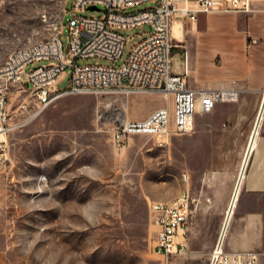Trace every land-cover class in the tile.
Here are the masks:
<instances>
[{
    "label": "rangeland",
    "instance_id": "rangeland-1",
    "mask_svg": "<svg viewBox=\"0 0 264 264\" xmlns=\"http://www.w3.org/2000/svg\"><path fill=\"white\" fill-rule=\"evenodd\" d=\"M72 3L0 0V67L15 50L48 40L60 22L66 49ZM150 6L155 3L145 2L125 13ZM73 15L98 17L102 12ZM149 30L146 26L122 31L127 41L114 64L89 59L78 65L119 67ZM199 34L193 25L190 37L196 42L186 48L184 35L174 48L173 57L178 56L181 67L186 55L189 68L206 55L212 36L204 27ZM47 64L34 63L26 72ZM194 77L187 75L188 84ZM68 79L67 70L60 88ZM20 88L9 85V104L16 110L28 100L27 111L16 114L17 122L26 121L9 135L7 161L0 168V252L6 264H210V256L203 255L204 244L192 245L195 253L181 257L165 258L153 251L151 203H168L187 191L183 157L173 153L169 157L170 140L184 135L163 142L136 136L120 145L112 140L121 120L146 117L159 107L171 109V95H72L31 119L36 101L29 90Z\"/></svg>",
    "mask_w": 264,
    "mask_h": 264
},
{
    "label": "built area",
    "instance_id": "built-area-1",
    "mask_svg": "<svg viewBox=\"0 0 264 264\" xmlns=\"http://www.w3.org/2000/svg\"><path fill=\"white\" fill-rule=\"evenodd\" d=\"M145 2L155 3V6L132 14L125 13L128 8ZM71 10L73 13L102 12V15L77 17L73 13L69 14L66 49L61 41L64 26L60 22L48 40L39 44L37 49L15 50L7 57L3 72L0 73V168L7 161L9 135L26 121L17 122L16 114H23L29 106V101L24 99L16 110L11 109L9 85H19L21 91H30L37 104L31 116L33 118L56 101L72 95L128 96L156 93L172 96V111L163 107L142 120H121L112 131V140L117 145L136 136L153 137L163 142L172 133L189 134L196 113L209 114L218 102L234 99L231 92L189 88L186 56L183 73L174 72L173 26L181 20L194 24L200 14L248 15L252 12L250 0H73ZM146 26L149 32L131 48L121 66L78 65L80 60L89 59L114 64L121 58L127 41L122 31ZM42 61H48V64L26 72L27 66ZM67 70L68 83L65 88H60ZM190 201L187 191L171 208L151 203V224L156 233L153 251L156 255L169 258L188 254L186 227ZM255 263L256 256L253 253L227 254L220 242L210 255V264Z\"/></svg>",
    "mask_w": 264,
    "mask_h": 264
},
{
    "label": "crops",
    "instance_id": "crops-1",
    "mask_svg": "<svg viewBox=\"0 0 264 264\" xmlns=\"http://www.w3.org/2000/svg\"><path fill=\"white\" fill-rule=\"evenodd\" d=\"M250 4L248 15L200 14L194 24L175 22V47L185 36L186 48L196 42L190 37L193 25L197 36L202 27L212 36L204 58L190 68L186 55V79L189 73L196 79L187 82L189 88L231 92L234 99L218 102L209 114L196 113L191 133L170 140L169 157H183L184 190L192 204L188 254L195 253L192 245L204 244L203 255L209 257L220 242L225 253H253L255 264H264V0ZM173 61L174 72L183 73L177 55ZM0 264H6L2 252Z\"/></svg>",
    "mask_w": 264,
    "mask_h": 264
},
{
    "label": "bare ground",
    "instance_id": "bare-ground-1",
    "mask_svg": "<svg viewBox=\"0 0 264 264\" xmlns=\"http://www.w3.org/2000/svg\"><path fill=\"white\" fill-rule=\"evenodd\" d=\"M47 41V40H46ZM46 41H41V42H37V43H34V44H32V45H30V46H28V47H25V48H20L21 50H30V49H37L38 48V46H39V44H41V43H44V42H46ZM17 50H19V49H17ZM7 60V59H6ZM5 64H6V61L3 63V65L0 67V73H2L3 72V67L5 66ZM165 97H167L166 95H164ZM31 119H33V117L31 118ZM253 135V134H252ZM242 169V168H241ZM240 177V176H239ZM239 179V178H238ZM240 180V179H239ZM238 183V182H237ZM187 191H185V192H183L179 197H177V198H175L174 200H172L171 202H168V203H160V202H157V203H155L154 205L155 206H158V207H163V208H171V207H173L174 205H175V203L177 202V200H180L182 197H184V195H185V193H186ZM238 192V191H237ZM237 196V195H236ZM232 201H233V197H232V200H231V202H230V207H231V204H232ZM235 202V201H234ZM233 202V203H234ZM230 207H229V209L227 210V212H226V221H227V217L228 216H230L231 215V212H230ZM226 221H225V223H226ZM223 235V234H222ZM221 235V236H222ZM220 236V237H221ZM219 243V242H218Z\"/></svg>",
    "mask_w": 264,
    "mask_h": 264
},
{
    "label": "water",
    "instance_id": "water-1",
    "mask_svg": "<svg viewBox=\"0 0 264 264\" xmlns=\"http://www.w3.org/2000/svg\"><path fill=\"white\" fill-rule=\"evenodd\" d=\"M90 10H95L94 8H90ZM183 65V64H182ZM177 74H181V73H177ZM237 188H238V186H237ZM236 194H237V189H236V191H235V193H234V196H233V201H232V204H231V207H230V212H231V208H232V206H233V202L235 201V199H236ZM228 218H229V216L227 217V220H228Z\"/></svg>",
    "mask_w": 264,
    "mask_h": 264
}]
</instances>
